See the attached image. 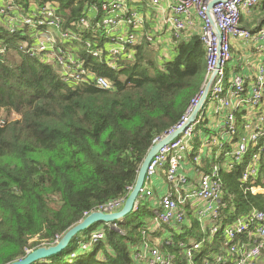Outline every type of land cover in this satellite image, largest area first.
Masks as SVG:
<instances>
[{
  "label": "trees",
  "instance_id": "obj_1",
  "mask_svg": "<svg viewBox=\"0 0 264 264\" xmlns=\"http://www.w3.org/2000/svg\"><path fill=\"white\" fill-rule=\"evenodd\" d=\"M103 1L12 3L17 12L27 15L32 6L51 4L63 30L77 33L75 22L88 18V8ZM253 10L264 23V0ZM95 17L98 21L101 13ZM79 36L81 45L89 43L101 56L94 59L85 47H74L71 55L87 72L107 79L110 90L64 82L53 65L23 48L21 44L34 42L28 28L11 34L0 25V264L55 245L89 214L125 200L150 147L176 129L204 88L207 68L198 35L174 41L165 59L159 53L150 57L147 49L152 43L145 39L125 45L127 52L116 58L114 69L106 64L107 56L111 58L107 49L117 42L100 40V33ZM128 51L134 53L129 57ZM249 160L221 170L226 205L222 214L227 221L251 210L264 214V193L251 194L240 181ZM260 172L264 178V153ZM258 184L263 185L261 180ZM152 216L140 201L137 210L115 228L91 226L60 253L33 264H138L135 252L144 243L155 247L154 241H159L156 248L162 253L174 255L176 264H185L179 244L203 238L197 222L183 227L180 234L166 226L153 231L144 222ZM98 231L103 240L91 242ZM220 245L217 239L212 251H194L193 264L210 261Z\"/></svg>",
  "mask_w": 264,
  "mask_h": 264
},
{
  "label": "built area",
  "instance_id": "obj_2",
  "mask_svg": "<svg viewBox=\"0 0 264 264\" xmlns=\"http://www.w3.org/2000/svg\"><path fill=\"white\" fill-rule=\"evenodd\" d=\"M132 1L104 0L100 6H90L89 17H82L73 25L78 34L63 30V21L51 4L32 6L27 15L17 12L12 0H0V19L5 18V29L11 34L19 28H28L34 42L23 43V48L27 53L39 56L43 62L53 65L64 82L75 85L93 84L100 89L110 90V82L87 72L81 60L71 55V49L85 47L86 54L99 59L100 51L93 50L87 42L81 45L79 33H100V40L117 42V49L111 46L107 49L111 58L106 60V64L114 69L116 58L127 52L125 45H135L138 42L135 32L143 27V17L129 7ZM169 1L164 23L169 29L171 40L189 39L194 35L191 31H196L195 35L199 36L205 52V85L216 69L218 71L213 76L206 102L195 120L150 162L138 202L153 196L147 185L162 171L164 183L171 187L173 194L159 198V211L153 217L154 228L178 227L180 229L176 231L181 233L183 227H190L196 221L203 235L199 241L191 240L179 245L188 249L184 252L185 264H193L194 251L200 253L204 248L211 251L215 249L217 239L221 245L205 264H264V214L251 210L227 221V217L222 214L226 205L221 178L222 169L230 170L250 157L241 172L240 181L245 191L251 194L264 192V178L260 175V159L264 153V68L258 66L255 69L254 82L250 86L243 75L234 73L231 69L233 40L250 45L257 55L264 54V27L247 30L240 25L243 15L251 11L260 0H216V5L209 12L208 4L211 0ZM160 2L161 0H148L152 7L159 10L162 9ZM98 13H101V18L94 21V15ZM18 16L23 17L18 19ZM145 40L153 42L152 37ZM133 53L128 51L127 54L130 57ZM202 93L203 90L191 102L177 127L191 115ZM211 113V117H215L218 131H213L207 136V141L205 137L196 146L194 138L197 131L206 126ZM219 125L223 126L218 129ZM204 142L208 147L219 151V155L231 160L205 167L202 163L203 152L200 151ZM185 163H190L196 180L182 172ZM259 180L263 185L258 184ZM123 203L124 200L109 204L101 212H116ZM103 238L101 231L94 232L91 242ZM133 257L146 264H176V258L162 253L148 243H144Z\"/></svg>",
  "mask_w": 264,
  "mask_h": 264
},
{
  "label": "crops",
  "instance_id": "obj_3",
  "mask_svg": "<svg viewBox=\"0 0 264 264\" xmlns=\"http://www.w3.org/2000/svg\"><path fill=\"white\" fill-rule=\"evenodd\" d=\"M170 4L169 0H161L160 6L161 10L152 7L148 0H133L129 7L137 13H139L143 17V27L135 32L137 35L138 43L147 37H152L153 42L151 47L159 45L161 50H165L168 55V46L172 44L173 41H170L171 35L167 25L164 23L165 17L168 15V5ZM93 16V15H92ZM95 17V15H94ZM262 15H259L255 10H251L245 15H243L240 25L242 28L247 30H255L261 27H264V23H262ZM194 35L196 31H191ZM160 54V52H159ZM169 56V55H168ZM232 66L231 69L234 73H239L244 76L246 82L249 86L254 82V72L258 66H262L264 68V54L257 55L252 50V47L249 45H243L241 42L237 40L232 41ZM217 131V127L215 124V117H208L206 121V126L201 130L197 131V135L194 138V145L197 146L198 143H202L205 137L212 134V132ZM215 150V149H213ZM217 157L213 158L214 154H210L209 151L204 155L202 153V163L205 167L213 164V163H225L224 158H228L226 156L219 157L218 153H216ZM221 156V155H220ZM222 158V159H221ZM224 159V160H223ZM219 160V161H218ZM190 163H185L182 168V172L188 174L190 178L196 180L195 173ZM152 183L153 187H150L149 184ZM148 183L147 188L153 192V196L151 198H146L143 201L146 210L150 211L153 214L152 219L150 217L145 218L144 222L150 228V230H155L153 217L155 213L159 211L158 201L164 195L173 194L171 191V187L166 186L164 183V175L162 171L157 173L151 182ZM195 183V181H193ZM264 193V192H261ZM170 230L174 231L177 234H180L176 230L180 229L178 227H168ZM159 241H157L158 244ZM183 243V241H181ZM180 245V244H179ZM180 247V246H179ZM169 255V254H168ZM174 256V255H171ZM134 258V257H133ZM138 261V260H137ZM144 262V261H143ZM138 264H140L138 262ZM146 264V263H145ZM262 264V263H261Z\"/></svg>",
  "mask_w": 264,
  "mask_h": 264
},
{
  "label": "water",
  "instance_id": "obj_4",
  "mask_svg": "<svg viewBox=\"0 0 264 264\" xmlns=\"http://www.w3.org/2000/svg\"><path fill=\"white\" fill-rule=\"evenodd\" d=\"M216 0H211L208 4V12L216 5ZM218 69L212 74L210 79L207 81L202 96L194 108L191 115L188 119L181 124L179 127L166 134L164 137L158 139L148 150L146 153L140 168L137 173V177L135 183L124 200V203L120 210L113 213H105V212H93L85 217L82 221H80L75 226L71 227L61 238L60 240L53 246L49 247H40L32 252H29L24 258L15 261L11 264H33L40 260H45L51 256H54L64 249L67 248L71 239L77 235L78 233L89 229L91 226L102 224V225H115L117 223L124 222L125 218L130 214L134 213L139 205L138 199L142 190V187L145 182L146 170L152 161V159L157 155V153L168 144L172 143L176 140L181 133L195 120L196 115L200 111L202 105L206 102V97L208 93L209 86L213 79V76L217 73ZM136 208V209H135Z\"/></svg>",
  "mask_w": 264,
  "mask_h": 264
},
{
  "label": "rangeland",
  "instance_id": "obj_5",
  "mask_svg": "<svg viewBox=\"0 0 264 264\" xmlns=\"http://www.w3.org/2000/svg\"><path fill=\"white\" fill-rule=\"evenodd\" d=\"M7 4V3H6ZM0 6H1V2H0ZM9 6H11V2H10V5ZM33 9H35V8H33ZM254 9V8H253ZM252 9V10H253ZM21 17H23V16H18V19H20ZM0 21H1V23H2V26H4V27H6V25H4L5 24V18H3V19H0ZM170 41H172L171 39H170ZM138 43V42H137ZM175 42L173 41L172 42V44H174ZM21 45H23V44H21ZM111 48H114V49H117L118 47H117V44H112L111 45ZM150 49H147V51H148V54L150 55V57H156V55L160 52V54H159V56H160V59H165L166 57H168V55L166 54V52H164L163 50H161V48H160V46L159 45H156V46H153V47H149ZM9 54H13L12 52H10ZM109 58H110V56L108 55L107 56V60H109ZM17 61H19L20 59L19 58H15ZM205 61V59H203V62ZM231 66V63L229 62L228 63V67H230ZM210 109V106L208 107V110ZM210 112V111H209ZM213 115V113H211V115L210 116H212ZM223 125H219V127H218V129L219 128H221ZM218 131V130H217ZM216 131V132H217ZM208 138L209 137H207L206 138V140L205 141H207L208 140ZM209 149H210V151H209ZM214 148H212V147H208V145L207 144H205V142H204V145H203V147H201L200 148V151L201 152H203V154L205 155L206 154V152L207 151H209V153L212 155V154H214V156H212L213 158H215V157H217L216 155V153H218L217 151H215V150H213ZM219 157H221L220 155H218ZM231 159L230 158H226L225 160H224V162L225 163H228L229 161H230ZM149 186L150 187H153V185H152V183H150L149 184ZM140 201V200H139ZM189 241H190V239H189ZM182 242H180V244H181ZM155 247H157V248H159L158 247V244H157V241H154V244H153ZM188 249H183V252H185V251H187ZM138 262L140 263V264H145L142 260H140V259H138Z\"/></svg>",
  "mask_w": 264,
  "mask_h": 264
}]
</instances>
